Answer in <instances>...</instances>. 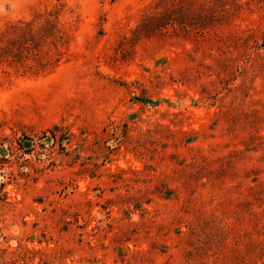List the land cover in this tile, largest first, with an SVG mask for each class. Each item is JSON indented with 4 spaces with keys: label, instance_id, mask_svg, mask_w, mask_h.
I'll return each instance as SVG.
<instances>
[{
    "label": "rangeland",
    "instance_id": "1",
    "mask_svg": "<svg viewBox=\"0 0 264 264\" xmlns=\"http://www.w3.org/2000/svg\"><path fill=\"white\" fill-rule=\"evenodd\" d=\"M0 264H264V0H0Z\"/></svg>",
    "mask_w": 264,
    "mask_h": 264
},
{
    "label": "trees",
    "instance_id": "2",
    "mask_svg": "<svg viewBox=\"0 0 264 264\" xmlns=\"http://www.w3.org/2000/svg\"><path fill=\"white\" fill-rule=\"evenodd\" d=\"M167 13H169V12H166V13H164V14H162L161 16H149V17H147L146 18V20H149V21H155V19H162V17H164V16H166V14ZM169 21V20H168ZM172 21V23H175L177 20H171ZM168 22H166V24H167ZM178 23V22H177ZM169 24V23H168Z\"/></svg>",
    "mask_w": 264,
    "mask_h": 264
}]
</instances>
